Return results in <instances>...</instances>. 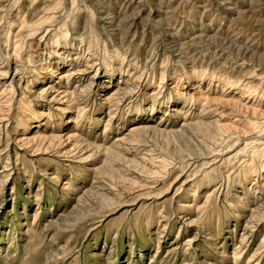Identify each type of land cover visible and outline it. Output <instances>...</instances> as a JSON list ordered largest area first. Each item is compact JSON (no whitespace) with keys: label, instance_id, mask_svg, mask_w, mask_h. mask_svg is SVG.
Segmentation results:
<instances>
[{"label":"rangeland","instance_id":"374dc122","mask_svg":"<svg viewBox=\"0 0 264 264\" xmlns=\"http://www.w3.org/2000/svg\"><path fill=\"white\" fill-rule=\"evenodd\" d=\"M1 63L0 264H264V0H0Z\"/></svg>","mask_w":264,"mask_h":264},{"label":"bare ground","instance_id":"6f19581e","mask_svg":"<svg viewBox=\"0 0 264 264\" xmlns=\"http://www.w3.org/2000/svg\"><path fill=\"white\" fill-rule=\"evenodd\" d=\"M131 1H132V0H131ZM129 2H130V0H129ZM139 3H141V1H140ZM129 5H130V4H129ZM135 6H136V5H135ZM139 7H140V6H139ZM132 8H133V7H132ZM139 9H140V8H139ZM141 9H142V8H141ZM141 9H140V10H141ZM134 12H135V11H134ZM138 14H139V13H138ZM136 15H137V12H136ZM134 16H135V15H134ZM2 69H5V68H4V65H2V63H1V64H0V71H1ZM16 70H17V69H16ZM7 72H9V71L7 70L6 73H7ZM4 73H5V72H4ZM6 73H5V74H6ZM2 74H3V73H2ZM60 92H63V91H60ZM199 97H200V99L202 98L201 96H199ZM199 97H198V98H199ZM239 118H240V117H239ZM237 119H238V118H237ZM238 120L240 121V119H238ZM186 124H187V123H183L182 125L184 126V125H186ZM188 124H189V123H188ZM116 140H121V139H120V138H117Z\"/></svg>","mask_w":264,"mask_h":264}]
</instances>
